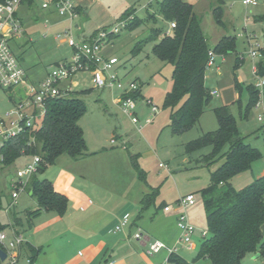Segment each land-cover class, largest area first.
<instances>
[{
    "label": "rangeland",
    "instance_id": "rangeland-1",
    "mask_svg": "<svg viewBox=\"0 0 264 264\" xmlns=\"http://www.w3.org/2000/svg\"><path fill=\"white\" fill-rule=\"evenodd\" d=\"M186 1L193 5L209 45L213 46L223 36H233L235 51L226 55L212 54V62L204 73V85L209 91L216 90L217 94L211 95L197 122L179 134L172 133L167 126L169 108L164 106L165 95L172 89L173 66L156 58L151 49L167 30L171 35L173 29L169 30L170 21L163 19L157 11L155 0H79L86 14L82 17L78 15L73 20L66 15L48 17L40 9L42 0H36L30 9L25 7L26 3L19 6L17 14L23 23V34L10 42V47L28 80L22 86L0 87V117L8 126L11 121L17 120L15 105L17 101L24 99L23 93L30 96L35 90L34 86L46 77L50 66L70 58L72 48L62 43L64 32L73 29L76 24L82 31H71L74 41L89 40L100 30L110 32L125 20L124 13L127 9H134L135 15L141 20L132 30L120 28L118 35L101 49V53L117 58L118 63L113 66L112 71L118 74L122 83L126 85L135 81L140 88V96L136 98L137 123L114 102L120 89L95 88L89 71L78 72L71 79L77 81V85L68 96L78 97L85 103L86 111L78 124L83 131L86 151L93 153L78 158L63 154L54 164L48 165L42 174H37L39 179L47 178L56 191L68 198L66 213L60 217L54 210H43L26 220L25 212L34 211L38 207L36 197L25 189L11 204V195L15 189L13 184L18 181L16 171L24 167L22 161H29L30 156L22 154L20 158L24 159L19 158L0 169V225L5 226V232L11 235L9 225L13 217L22 219V225L18 229L27 244L39 249L31 264H49L54 255H59L57 252L65 250L72 261L74 257L83 255L82 242L89 227L81 219L84 215L79 216L84 213L78 208L85 207L90 201L96 203L102 198L101 205L106 211H110V220L115 215L118 218L127 209L126 205L132 207L134 212H128L133 214L134 221L145 233L155 230V222L151 220L153 213L158 214V221L165 219L162 213L164 202L173 206L178 195L188 193L193 195L194 204L185 208L184 213L195 227L192 241L196 246L187 252L180 251L179 254L192 261L203 241L201 231L207 229L200 190L208 185L210 173L222 163L221 156L227 146L222 148L215 161L207 164L200 159L210 152L209 146L187 153L185 145L204 133L217 129L214 108L218 106L229 107L238 132L245 137L244 141L262 153V158L254 162L251 169L233 178V186L236 189L246 186L264 169V93L261 88L257 104L247 107L248 87L256 88V84L264 80L252 71L264 48V0H256L254 5H245L242 0H222L223 4L219 0ZM218 8H222V24H218L213 15V11ZM148 14L154 15V18ZM150 37L153 39L142 42L137 54L133 52L138 42ZM252 50L257 54L255 58L251 56ZM66 85L67 82H61L59 87ZM87 89L90 90L87 93L80 92ZM147 101L158 108L153 117ZM26 113L29 114L30 111H22V114ZM149 117L152 122L146 123ZM259 117L262 118L260 121ZM113 137L115 143L112 144L110 139ZM123 143L125 147L122 146ZM160 162L166 164L168 171L159 167ZM28 180L29 178L23 177V184L28 185ZM151 192L154 196L153 203L141 210L142 196ZM131 226H134L131 228L132 234L138 231L137 225ZM128 227L125 226L118 232H112L111 229V234L119 235ZM261 232L264 236V225ZM151 233L153 241L154 232ZM178 236L177 226H171V237H168L170 245ZM134 242V245H138V241ZM254 254L245 256L242 264H264L260 258L253 260ZM26 259L27 255L22 250L19 264H27ZM58 259V264H63L65 257ZM195 264L211 263L208 259H199Z\"/></svg>",
    "mask_w": 264,
    "mask_h": 264
},
{
    "label": "trees",
    "instance_id": "trees-1",
    "mask_svg": "<svg viewBox=\"0 0 264 264\" xmlns=\"http://www.w3.org/2000/svg\"><path fill=\"white\" fill-rule=\"evenodd\" d=\"M28 1L32 3L33 0ZM155 1L157 11L163 19L175 24L171 35L165 32L151 49L156 58L173 66L172 89L165 95L164 106L169 108L167 126L172 133L179 134L197 122L211 98L210 91L204 85V73L210 52L226 55L230 51H235V38L223 36L216 44L210 46L191 3L186 0ZM219 2L223 4L222 0ZM221 10L218 8L213 11L218 24L223 23ZM148 16L154 18L152 14ZM124 17H126L123 20L124 28L129 30L134 29L141 21L135 15L134 9H127ZM118 33L110 34V39L115 38ZM151 39L153 37L138 42L133 52L137 54L141 50L142 42ZM260 55L261 58L256 65L257 75L264 78V48ZM89 91L87 89L80 92L84 94ZM248 92L247 107L249 108L257 104L259 90L249 86ZM129 95L138 98L139 86ZM85 111V103L78 97L70 95L50 98L45 102V113L37 127L26 131L18 138L4 141L0 146L2 157L0 169L13 164L22 154L30 158L33 155L40 157L37 171L29 177L25 188L31 196L36 197L38 207L34 211L25 212L26 220L43 210H54L60 217L66 213L68 198L56 191L47 178L39 179L37 174H42L48 165L54 164L63 154L72 158L88 155L83 131L78 124ZM214 112L218 122L217 129L204 133L185 145L187 153L209 146L210 152L202 155L200 159L207 164L215 161L222 148L227 146L221 156L222 163L210 173L208 185L200 190L208 235L203 238L192 261L186 260L177 251L168 254L166 264H195L199 259H208L211 264H242L247 254L257 253L259 256H264V236L261 232L264 224V175L254 178L252 182L239 189L232 184L235 176L251 169L252 164L262 158V153L258 148L244 141L245 137L238 132L234 117L227 105L214 108ZM262 129L264 137V122ZM31 138L34 139L33 144H27ZM153 197L152 192L142 196L141 210H145L153 203ZM164 206L162 204L163 210ZM21 225L22 219L14 216L9 225L11 235L5 232L3 225H0V232L4 231L10 238L13 233L21 234L18 229ZM22 250L29 260L27 264H31L39 252V249L30 244H25L21 247Z\"/></svg>",
    "mask_w": 264,
    "mask_h": 264
},
{
    "label": "built area",
    "instance_id": "built-area-1",
    "mask_svg": "<svg viewBox=\"0 0 264 264\" xmlns=\"http://www.w3.org/2000/svg\"><path fill=\"white\" fill-rule=\"evenodd\" d=\"M34 1V2H33ZM35 3L36 0H33ZM30 2L28 0H0V87L22 86L26 83V72L19 63V60L12 52L10 42L19 38L23 34V23L17 14L19 6L23 3ZM243 4H256V0H242ZM31 3V2H30ZM31 3V4H32ZM41 8L53 7L59 15H66L70 20L78 16V5L76 0H42ZM125 25L121 21L110 32L100 30L93 35L89 40L74 41L71 31L69 29L62 35V40L67 46L72 48L70 58L63 59L56 62L50 69L46 77L34 86L35 90L30 95L20 100L15 106V115L17 120L11 121L10 126L6 124L4 119L0 117V146L4 141L18 138L24 133L39 125L41 117L45 113V102L54 97H65L70 94L73 87L77 85V81H72V77L78 72L89 71L91 74V82L95 88H117L121 92L117 97H114V102L119 106L123 113L128 114L134 123L138 122L136 115V99L129 94L137 89V84L133 81L124 85L118 74L112 71L114 65L118 63L117 58L105 56L101 53V49L105 43L109 42L110 34H116L120 28ZM175 26L174 22H170L169 30ZM166 34H170L166 31ZM60 37V34H57ZM212 54H209L208 64L212 62ZM252 58L257 56L255 50L251 51ZM261 57V55L259 54ZM253 73H257V67H252ZM61 82H67V87L60 88ZM264 88V80L256 84V89ZM217 94L216 90L210 91V95ZM127 95V96H126ZM150 114L153 117L157 114L158 108L152 106L150 101ZM23 110H29V114H22ZM259 120L262 118L259 117ZM152 118L146 119V123H151ZM141 127V126H140ZM111 143L115 142L114 138L110 139ZM34 139L31 138L27 144H33ZM0 155V160H1ZM40 157L33 155L30 160L25 163L24 167L16 171L17 182H14V192L12 193V202L19 196L21 191H24L26 185L23 184L22 178H29L37 171ZM159 167L165 168L166 164L160 162ZM194 204V197L191 193L178 197L174 206L178 211L176 217V226L179 231V236L172 246H167L159 240L151 241L146 238L140 230L132 235V239L143 241L147 246V253L149 255L156 254L161 250H166L169 253L177 252L179 249L192 250L195 246L192 241V236L195 233V227L189 222L185 208ZM9 207V206H8ZM82 209V208H81ZM164 210H170L169 205L164 206ZM130 224L129 215H124L118 224L113 229V232H118L125 226ZM208 235V231L202 230L201 237ZM26 241L22 234L13 233L10 238L4 231L0 232V248L4 250L6 258L2 264H19V257L21 254V247L25 246ZM26 262H29L26 259ZM104 264H114L113 260H107Z\"/></svg>",
    "mask_w": 264,
    "mask_h": 264
},
{
    "label": "crops",
    "instance_id": "crops-1",
    "mask_svg": "<svg viewBox=\"0 0 264 264\" xmlns=\"http://www.w3.org/2000/svg\"><path fill=\"white\" fill-rule=\"evenodd\" d=\"M76 3L78 5V15L81 17L84 16L86 14L85 8L82 7L79 0L78 1L76 0ZM26 5L25 7L27 9H30L33 3L31 4L30 2H26ZM40 9L44 10L45 15H47L50 18L56 15L60 16L53 7H49L45 9V8H41L40 6ZM73 29L77 30V32L82 31V29H80V27L76 24ZM103 55L111 56L108 53H104ZM27 80L28 79L26 76V81ZM71 85H72V91L70 92V94L74 92L73 84ZM67 86L68 85H66L65 87ZM25 97H27L26 93H23V98ZM18 102L19 101H17V103ZM124 145L125 143L122 144V146ZM87 152L90 154L93 153L88 150ZM20 159H24V158H20ZM27 161H28L27 159H24L22 161L23 165ZM261 175H264V169L260 170L257 177ZM180 196L181 195H178L175 198L174 202L172 203L173 206H170L171 209L169 211L163 210L162 213H163V216L165 217L163 221H160V220L158 221V217H157L158 214L155 215V213H153V218L151 220L155 222V230L150 228L152 231L148 229L149 231H146L145 233L141 231L139 224H137L134 221L133 214L132 213L129 214L128 210H130L131 212L132 211L134 212L132 207H129L128 205L125 204L127 209L124 210L118 216V218H116L117 215H115V217L113 216L110 220V217H109L110 211H106L101 205L102 198L98 199L96 203H90L92 201L88 202L85 207L78 208V210H82L81 213H84V214H80L79 216L81 217V215H84L82 216L81 219L84 222V224L89 227L85 231L86 237H84L83 242H82L83 243L82 244L83 245V255L81 257L79 256L74 257V261H72L70 258L67 257L68 251L65 250L64 252H61V253L57 252L59 255H54L55 257L49 264H58L59 263L58 257H62V258L65 257L63 264H104L109 259L113 260L114 264H166V260L168 257V252L166 250H161L156 254L149 255L146 249L147 246L143 243V241L136 240V242L138 241L136 243L138 245L133 244L135 243L134 242L135 239L132 240L133 234L131 233L132 232L131 228L134 226H131V225L132 224L137 225L138 230H140L141 233L146 238H149L151 240V234H152L151 232H154V240H159L165 243L167 246H172L174 243L170 245L171 241L168 237H171V226L174 228V226L176 225L175 222H176V217L178 213L174 206V203ZM166 204L170 205L169 203H165V202L163 203V205H166ZM171 210H174V211H171ZM124 215H129V220H130V224L128 225L129 227L119 235L111 234L113 232L111 229H113V227L118 223V221ZM40 230H42V228H40ZM180 251L187 252L189 250L180 249L178 250L177 253H179ZM253 254L254 253H250V254H247L246 256L253 255ZM257 258H260V260L264 262V256H259L257 253H255L253 256V260Z\"/></svg>",
    "mask_w": 264,
    "mask_h": 264
},
{
    "label": "water",
    "instance_id": "water-1",
    "mask_svg": "<svg viewBox=\"0 0 264 264\" xmlns=\"http://www.w3.org/2000/svg\"><path fill=\"white\" fill-rule=\"evenodd\" d=\"M31 195V193H30ZM6 258V254L4 252V250H2V248H0V262H3Z\"/></svg>",
    "mask_w": 264,
    "mask_h": 264
}]
</instances>
